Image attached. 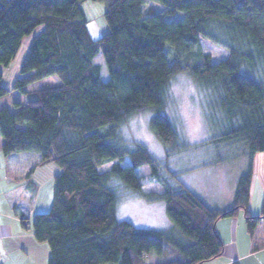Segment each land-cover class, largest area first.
I'll list each match as a JSON object with an SVG mask.
<instances>
[{
	"label": "trees",
	"instance_id": "trees-1",
	"mask_svg": "<svg viewBox=\"0 0 264 264\" xmlns=\"http://www.w3.org/2000/svg\"><path fill=\"white\" fill-rule=\"evenodd\" d=\"M84 1L0 0V68L11 65L31 36L9 88L0 69V98L13 90L26 97L13 109L0 108L1 151L39 155L24 181L4 193L8 205L16 209L34 170L52 163L59 173L50 208L31 219L20 215L22 228L47 244V264H202L220 257L219 220L242 211L250 236L264 222V200L257 215L249 210L254 158L264 152V83L258 79L264 0H90L105 9L107 30L96 40ZM149 2L163 8L155 11ZM201 40L227 57L212 62ZM181 72L216 97L225 127L208 142L239 144L247 159L225 210L208 207L169 169L171 158L189 147L163 113L169 84ZM49 76L59 84L27 89ZM145 110L154 113L149 129L164 147L163 163L140 144L132 150L121 144L119 128ZM126 158L130 164L123 166ZM143 166L160 191L142 189L136 169ZM119 190L163 203L171 228L153 232L117 220Z\"/></svg>",
	"mask_w": 264,
	"mask_h": 264
},
{
	"label": "rangeland",
	"instance_id": "rangeland-1",
	"mask_svg": "<svg viewBox=\"0 0 264 264\" xmlns=\"http://www.w3.org/2000/svg\"><path fill=\"white\" fill-rule=\"evenodd\" d=\"M147 7L155 11L163 8L155 2H149ZM81 8L88 20L87 29L90 37L98 39L107 30L103 17L104 6L98 2L86 0L81 4ZM30 37L23 38L16 58L8 69L0 68L2 73L7 70L5 74L14 75L16 70L19 71L29 48ZM201 49L205 54L210 55L214 63L225 59L228 55L226 50L204 40H201ZM100 61L101 55H98L94 62ZM258 79L264 83V73H259ZM56 84H59V80L55 76H49L28 86L27 89H41ZM10 86L11 84L8 88ZM19 101L24 103L26 97L19 91L13 90L0 98V107H12L14 102ZM215 102L216 97L210 90L198 87L189 74L181 72L169 84L165 94L163 113L174 124L178 135L189 144L188 148L171 158L169 169L181 173L180 180L208 207L225 210L232 203L239 176L246 171L247 159L242 154V147L239 144L215 146L208 142L225 127L222 114L215 107ZM153 114L152 110H145L130 116L119 128V135L122 146L127 150H132L135 144H140L156 161L163 163L164 147L149 129V121ZM129 164L130 161L126 158L122 165ZM112 165L113 162L107 163L101 166L100 170L106 171ZM52 166L56 167L53 164ZM136 173L144 191L161 190L151 177V169L148 166L137 168ZM262 178H264V152L257 153L254 158L252 192L257 198L262 192L257 181ZM120 193L116 202L117 220L128 221L136 228L153 232L171 228L163 203H149L139 195L123 191ZM239 213L243 215L242 211Z\"/></svg>",
	"mask_w": 264,
	"mask_h": 264
},
{
	"label": "crops",
	"instance_id": "crops-1",
	"mask_svg": "<svg viewBox=\"0 0 264 264\" xmlns=\"http://www.w3.org/2000/svg\"><path fill=\"white\" fill-rule=\"evenodd\" d=\"M6 72L2 73V84L8 87L18 77L19 71L16 70L14 75ZM38 160L39 155L35 153L5 157L0 137V264H47L50 255L47 244L37 242L30 230L22 228L20 215L31 219L35 213L48 211L53 176L59 173V169L52 163L38 166L31 175V187L21 194L16 209L11 208L4 197L7 190L24 181L26 171ZM253 184L252 177L249 209L257 215L264 200V178L257 181L262 191L258 198L252 192ZM216 231L224 244L223 254L202 264H264V222H260L250 236L243 215L238 212L232 218L219 220Z\"/></svg>",
	"mask_w": 264,
	"mask_h": 264
}]
</instances>
